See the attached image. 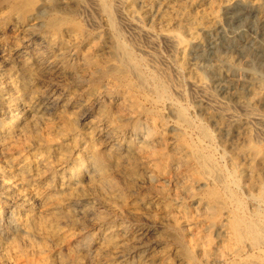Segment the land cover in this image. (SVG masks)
Wrapping results in <instances>:
<instances>
[{
  "label": "bare ground",
  "instance_id": "bare-ground-1",
  "mask_svg": "<svg viewBox=\"0 0 264 264\" xmlns=\"http://www.w3.org/2000/svg\"><path fill=\"white\" fill-rule=\"evenodd\" d=\"M242 1L264 14V0ZM212 2L191 3L189 37L162 39L201 94L209 88L188 57L199 31L216 27L205 8ZM130 4L0 0V264H264V182L240 195L256 168L218 152L217 132L181 102L184 90L157 65L155 46L138 52L139 41L125 39L123 25L150 35L124 22ZM89 6L107 41L92 30Z\"/></svg>",
  "mask_w": 264,
  "mask_h": 264
},
{
  "label": "rangeland",
  "instance_id": "rangeland-1",
  "mask_svg": "<svg viewBox=\"0 0 264 264\" xmlns=\"http://www.w3.org/2000/svg\"><path fill=\"white\" fill-rule=\"evenodd\" d=\"M84 1H87V0H84ZM136 1L135 0H128V2L131 3L130 5H132V6L130 7V9H125L127 12L126 13L127 15H125L126 16L125 18H127V19L124 18V20H125L124 22H127V21L128 22H135L138 25H140V27L142 29L147 30L150 33V35H149V37H147V36H144L142 34H136L132 28L128 29V27H130V26L127 27V26L123 25L122 28L124 30L122 29V31H123V34H125L124 35L125 39L127 41L130 39L132 42L130 40L128 42H131L134 44H136L135 41L136 42L139 41L137 43L140 45H142L141 43H143L146 40L142 46H139L138 44L136 45V47L138 46L137 47L138 52H140L139 50H142V52L144 50L147 51V48H148V51H151V49H153V47L155 46L156 49L154 48L151 52L154 54V56L157 59V65L159 66L158 63H160L162 61L161 62L162 64L160 63V68L164 69L166 67L165 70L170 71L169 74L171 75V78H173L172 79L173 83L175 84V82H177L176 83L177 85L175 84V86L179 90L185 91V92L183 91L184 97L181 99V102L183 101L182 102L183 104L186 103L185 105L187 107H189L188 108V109H190L189 111L191 113L193 112L192 115H194L196 118H198L200 120L207 122L208 126H210V128L213 129L212 131H214V133L217 132L215 134V137H216L215 138V145H216V142H218L217 146H216L218 149V152L222 153V151L225 150L226 154H228V156H229V159H231L233 161L232 164L239 165L240 168L255 167L258 170L257 171L255 169V172H253L254 175H253V173H251L253 176L250 175V176H248L249 178L243 177V179H242V185L243 186L241 189L243 194L240 193V195H242V197H246L245 192L257 193V190H258L257 186L259 184H261L262 182H264V174H263L264 173V138H263L264 137V123H263L264 120L262 119V118H264V116H263L264 115V100H263V98H264V87L261 85V83H259L260 80H258L261 78V76L264 77V14L257 11V9H255L250 2H246V1L244 2L242 0H233L228 5H225V2L222 0H216V2H214L215 4L212 2L211 4L207 5L208 7L207 6L205 7L207 12H209V10H210V12H214L215 15L217 16V19L218 18L219 19L218 20L216 19V27H214L213 29H201V31L198 30L200 32L198 35L199 36L198 39H200V41L199 40H197V41L200 42V48L191 51L189 53V57H188L189 58L188 64H190L189 66L193 67L194 70L197 71V73L202 75V79L207 84L206 87L209 88V89L207 88L208 90L206 89L207 90L206 92H208L207 94H201V93L195 92L193 87H188L189 86L188 84H190V86H191V82L194 80V75L186 73V71L180 72L179 69H178V71L180 73L177 72L178 66L174 62V57H175L176 51L175 50L173 51L172 50L173 48H170L169 46H167L168 44L165 42V40L162 41V39H164L163 37L165 36V33L166 34H173V33L177 34L178 33V35H180V36L184 35L186 37H189L186 35V31H185L186 29H188L185 26V24H186L185 20L189 19V20L194 21V18H196L197 10L191 8L190 5L192 2H195L197 0H192V1L190 0V2L188 3L189 5L184 7V8L182 5L183 2H181V0H175V1L174 0H140L141 3L139 0H136ZM155 1H157V2H155ZM173 1H174V4H173ZM219 2H220V4H219ZM138 3L141 5H139ZM148 5H149V7H148ZM166 6H167V9H165ZM179 7L183 8V9H180ZM171 8H173V9L170 10ZM203 8L204 7H201V8H199V10H202ZM208 8H211V9H208ZM216 8H217V10H216ZM191 9H192V11H191ZM219 10H220V12H219ZM95 11H96L95 6H91V8L89 6V11L87 12L88 15H90L89 18L91 17L93 20L97 21V25L94 26L92 28V30L95 31L96 34H98L100 32L99 34H101V41L102 40L107 41L108 36L105 34V30L103 29L104 25L102 23L104 21H103L101 15ZM165 11H166V13H169V15H167V16H169V17L171 16L170 17L171 20H169V21L165 20V23H164L163 19L167 18ZM195 11H196V13H195ZM91 13H92V15H91ZM93 13H94V15H93ZM178 14H179V16H177L178 18L174 17ZM88 15H84L83 19L89 21ZM118 16H119L118 13H116V17H117L116 19H118L117 21L122 22L123 20L120 18V16L118 18ZM99 17H100V19H99ZM158 17H160L162 19H159ZM173 17H174V19H173ZM98 19H99V21H98ZM139 20H140V22H139ZM99 22H101V23H99ZM141 22H142V24H141ZM158 23H160L159 27H158ZM161 24H164V25H161ZM175 24H176V26H175ZM147 25H148V27H147ZM177 25H179V27ZM182 27L184 28V30ZM180 29H182V30H180ZM170 32H172V33H170ZM152 33H154V36L152 35ZM132 34H133V36H132ZM130 35H131V38H130ZM139 36H141L140 37L141 39L143 38V41L140 38H138ZM143 36L145 37V39ZM126 37H128L129 39ZM134 37H136V38H134ZM150 38H151V40L152 39L153 40L156 39V40L151 41ZM157 41H159V42H157ZM148 42H150V43L154 42V45L150 44ZM156 43H158V44L160 43L159 46ZM165 43L167 44L166 46H165ZM157 48L160 50V52ZM166 48H168V49H166ZM170 50L173 51V53H171V55H170V52H171ZM155 54L156 55L158 54L157 56L160 59L157 58V56ZM173 54H174V56H172ZM161 55H163V56H161ZM232 57L236 61V63L240 65V68L237 69V67L236 68L232 67L233 65L230 62V58H232ZM166 61H169V62H167L168 64L166 63ZM173 67H175V68H173ZM198 70H199V72H198ZM185 73L187 76L185 75ZM188 76H189V78H188ZM175 77H177V78H175ZM183 77L185 80L183 79ZM181 78H182V80H181ZM182 82L185 84H183ZM187 82H189V83H187ZM184 86L187 88H185ZM256 86H257V88H256ZM190 90L191 91L193 90L192 92H195V93H192ZM186 92H187V94H186ZM257 92H258V94H257ZM188 93H189V96H188ZM190 93H191V95H190ZM193 95H194V99L196 98L195 100L193 99ZM197 95H199V96H197ZM200 95H201V97H200ZM203 95H205V96H203ZM197 98H198V100H197ZM255 100H256V102H255ZM251 101H253V102H251ZM217 102H219V103H217ZM188 103L190 106L187 105ZM190 103L192 104V106ZM238 104H240V105H238ZM204 105H206L205 108H204ZM245 105L246 106L250 105V106L254 107L255 115L257 114L256 117L258 116L257 118H259V117L260 118L258 120L254 119V118H249V116L246 113H244V110L241 111V109H243L241 107H243ZM193 108L196 111L193 110ZM213 109H216L217 111L213 110ZM256 109H257V111H256ZM223 111H224V113H219V112H223ZM227 111H228V113H227ZM216 112H218V113L216 114ZM209 114H210V116H209ZM228 114L231 116H229ZM216 116H219V117L216 118ZM206 117H207V119H206ZM214 118H216V119H214ZM223 118H224V120H223ZM212 119H214L215 121H213ZM252 120H254V121H252ZM249 122H251V123L249 124ZM235 125H237V127H235ZM258 130L260 131V134L262 133L261 135L263 137L262 136L260 137ZM256 132H257V134H256ZM235 133H236V135L234 136ZM253 134H255V135H253ZM260 138L263 142L260 140ZM217 139H218V141H217ZM238 141L241 143H239ZM259 142H260V144H259ZM256 143H258L259 145ZM219 145H220V147H219ZM223 145L225 146V149H224ZM235 145H236V147H235ZM237 145H238V147H237ZM245 146H247V147H245ZM222 147H223V149H222ZM255 151L257 152L258 155L255 153ZM248 153H250V154H248ZM241 155H242V158H241ZM230 156H231V158H230ZM233 159H236L238 161L233 160ZM252 159H253V161H251ZM254 159H255V161H254ZM238 162H239V164H238ZM251 162H253L254 165ZM222 163L226 164V162H223V161H222ZM258 164L260 166H258ZM231 165H229V166H231ZM256 166H258V168ZM257 178H258V181H257L258 183L255 182L257 180ZM259 178L261 181L259 180ZM251 184H252V186H251ZM253 186H254V188H253ZM245 187H248V188H245ZM248 189H250V190H248ZM249 207L250 206H248V208ZM263 210H264V207H263Z\"/></svg>",
  "mask_w": 264,
  "mask_h": 264
}]
</instances>
